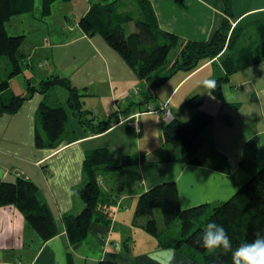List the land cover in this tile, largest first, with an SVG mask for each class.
Wrapping results in <instances>:
<instances>
[{
    "label": "crops",
    "instance_id": "crops-1",
    "mask_svg": "<svg viewBox=\"0 0 264 264\" xmlns=\"http://www.w3.org/2000/svg\"><path fill=\"white\" fill-rule=\"evenodd\" d=\"M103 1H55L50 13L42 15L41 0L38 4L35 0L32 11L7 20L12 23V34L24 35L20 47L23 70L9 79V87L16 94L27 95L25 82L30 79L35 91L27 95L16 112L0 114V180L14 182L18 176H25L33 181L58 221L59 232L41 240L15 205L0 206V264H68L69 252L75 264H97L102 259L153 264L149 254L173 246L159 245L157 239L146 241L145 236L146 243L142 244H149L150 249L141 246L138 251L132 243L134 230L128 226L143 191L164 181H175L183 208L218 203L228 199L264 165L263 54L258 52L255 63L229 75L222 86V97L210 91L205 96L201 94L203 110L213 114L198 153L203 163L180 162L175 159L179 142L164 144L162 127L172 118L185 121L194 115V110H187L185 104L201 93L197 76L212 62L192 71H176L165 81L166 93L152 96L148 108H140L132 101L152 94L148 84L138 79L101 35L89 36L79 25L91 5ZM148 1L159 27L185 39H208L226 14L223 0ZM122 2H118L119 8ZM232 11V25L264 23V0H233ZM133 30L134 26L130 31ZM204 73L208 77L203 81L212 80V70ZM55 74L71 80L83 94V108L95 120L113 114L111 127L92 134L67 107L66 89L54 86L53 90L41 92L37 84ZM185 85L181 100L173 101L174 91ZM44 101L63 106L68 116L66 130L55 146L35 144L37 114ZM167 111L170 119L166 118ZM252 140L255 147L248 148ZM99 147L109 149L116 162L126 156L136 162L122 171L110 169L99 174L105 190L120 189L112 220L109 224L93 222L86 238L74 248L62 217L83 208L77 194L85 181L83 161L87 151ZM224 165L228 170L221 169ZM175 250L173 264H198L181 248Z\"/></svg>",
    "mask_w": 264,
    "mask_h": 264
},
{
    "label": "trees",
    "instance_id": "trees-1",
    "mask_svg": "<svg viewBox=\"0 0 264 264\" xmlns=\"http://www.w3.org/2000/svg\"><path fill=\"white\" fill-rule=\"evenodd\" d=\"M55 1L68 0H41L42 15L50 13ZM134 1L139 11L137 18L117 7L120 0H104L92 4L88 12L80 18L79 25L89 36L101 35L123 57L138 79L147 83L151 90L178 70L192 71L211 61L221 71V74L212 78L214 87L211 91L222 97V86L230 74L255 63L258 52L264 56V23L255 22L251 26L253 24L236 22L232 25L230 19L234 16L233 0H223L225 17L206 40L185 39L163 30L156 21L149 1ZM34 2L35 0H0V56H6L10 64L6 78H2L0 72V114L16 112L35 91L30 79H26L28 96L16 94L9 87V79L23 70L20 47L24 35L10 34L5 26L12 16L32 11ZM132 20L134 30L126 33L124 24ZM54 86H62L68 91L67 107L89 132L102 133L111 127L113 114L107 119L96 120L93 116H88L90 111L81 104L83 94L69 78L59 74L48 76L40 81L39 90L48 92ZM152 96L149 93L145 98L141 96L132 103L142 109L148 108ZM202 100V96L196 94L186 104L197 106ZM212 119V113L199 109L186 121L172 118L164 122L163 143L179 142L180 151L175 157L177 161L203 163L198 153L205 142V128ZM67 120V112L63 106L41 102L37 114L35 144L57 145L66 130ZM250 147H255L253 140L248 145ZM134 162L136 161L130 156L116 162L113 153L105 147L86 152L83 161L85 181L77 190L83 208L77 214L69 213L62 217L71 245L83 242L93 222L109 224L112 220L120 189L105 190L100 184L99 174L110 169L122 171L124 166ZM221 169L228 170V167L224 165ZM9 204L16 206L41 240H47L59 232L58 221L40 196L36 184L25 176H18L14 182L0 180V206ZM156 209L161 213V228ZM138 217L146 218L141 226L156 237L159 245L181 248L198 264H232L230 251L225 253L222 249H217L209 252L197 243V237L202 234V229L209 220L224 226L233 248L245 241H251L254 233L258 231L264 233V165L251 173L228 199L213 204L201 203L183 208L176 182L158 183L139 195L134 210V218ZM176 221L179 223L177 234L167 235V231ZM67 256L68 264H75L70 252ZM97 264L121 263L102 259Z\"/></svg>",
    "mask_w": 264,
    "mask_h": 264
},
{
    "label": "clouds",
    "instance_id": "clouds-1",
    "mask_svg": "<svg viewBox=\"0 0 264 264\" xmlns=\"http://www.w3.org/2000/svg\"><path fill=\"white\" fill-rule=\"evenodd\" d=\"M204 85L214 87V81L205 80ZM197 243L209 252L222 249L225 253L231 252L232 264H264V233H254L251 241H245L233 248L232 241L222 224L209 220L197 237ZM176 250L173 247H163L148 255L153 264H173Z\"/></svg>",
    "mask_w": 264,
    "mask_h": 264
},
{
    "label": "rangeland",
    "instance_id": "rangeland-1",
    "mask_svg": "<svg viewBox=\"0 0 264 264\" xmlns=\"http://www.w3.org/2000/svg\"><path fill=\"white\" fill-rule=\"evenodd\" d=\"M37 2H40V0H36V3ZM118 6L119 5H117V7ZM120 8H122L125 11H128L129 14L132 15L134 18H137L139 16L138 7H137V5H136L134 0H123L122 5L120 6ZM11 25H12L11 21L10 22L6 21L5 26L7 28V31L10 34L13 33ZM133 26H134V21L133 20L132 21H126L125 24H124V28H125L126 33L129 32L132 29ZM9 67H10V64H9L8 58L6 56H0V72H1L2 78H6L7 77L8 72H9ZM208 70H212L213 77L216 76V75L221 74L220 69L216 65L209 66L204 72H206ZM204 72L201 73L200 75H198L197 77H198V80H200V82H199V91L201 92L200 95L203 93V95L205 96L206 95L205 93H207V91H210V93L212 91H211L210 88L206 87L204 85V83H203L204 82L203 80L206 77H208ZM20 76H22V75H20ZM16 82H18V81H16ZM167 84H168V81L167 82L164 81L159 86H156L155 88H153L152 89L153 97H155L158 94H159V97H160V94H163V93L165 94L167 89H168V85ZM181 84L179 85V87L181 86ZM37 85H40V84H37ZM15 87H18V86H15ZM57 87L62 88V89L65 90V88L62 87V86H57ZM185 87H186V85L184 87H181L178 91H176L178 88L174 91V93L176 95H175L173 101H178V100L180 101L181 100L182 94H183L182 92H183ZM51 90H53V89L51 88ZM211 94H213V93H211ZM171 104H172V102H171ZM185 108H187V110H194L193 113H195L199 109H202V110L205 109L202 106V103L200 105H197V106H188L187 104H185ZM88 116L91 117V114H89ZM188 119H189V116L187 118H185V121L188 120ZM169 144L171 145L172 142H170ZM156 215H157V220H158L159 226L161 228L162 227V219H161V213H160L159 209H156ZM145 220H146L145 217H138L137 219L134 218V220H131V222H130V224L128 226L129 228L134 230V237H133L134 241H132V243L135 242L136 250L140 249L141 246H145L144 249H150L148 247L149 244H142V243L145 242L144 241V236H145V239L147 238L146 241L151 240V241L154 242V240H156V237L153 234L147 232L145 229L142 228L141 224H143L145 222ZM178 229H179V223H178V221H176L170 227V229L167 231V233H170L171 235H176L177 232H178ZM128 241H127V243H128ZM147 243H149V242H147ZM87 253H89V252H87ZM77 264H79V263L77 262Z\"/></svg>",
    "mask_w": 264,
    "mask_h": 264
},
{
    "label": "built area",
    "instance_id": "built-area-1",
    "mask_svg": "<svg viewBox=\"0 0 264 264\" xmlns=\"http://www.w3.org/2000/svg\"><path fill=\"white\" fill-rule=\"evenodd\" d=\"M164 107H165V104H162V105L160 106L161 109H163ZM166 118H167V119H170V118H171V114H170L169 111H167Z\"/></svg>",
    "mask_w": 264,
    "mask_h": 264
},
{
    "label": "water",
    "instance_id": "water-1",
    "mask_svg": "<svg viewBox=\"0 0 264 264\" xmlns=\"http://www.w3.org/2000/svg\"><path fill=\"white\" fill-rule=\"evenodd\" d=\"M79 244L74 245L73 247L76 248Z\"/></svg>",
    "mask_w": 264,
    "mask_h": 264
}]
</instances>
